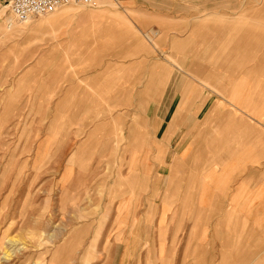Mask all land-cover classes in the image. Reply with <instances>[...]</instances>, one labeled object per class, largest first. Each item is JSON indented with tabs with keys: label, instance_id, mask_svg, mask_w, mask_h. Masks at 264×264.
<instances>
[{
	"label": "crops",
	"instance_id": "1",
	"mask_svg": "<svg viewBox=\"0 0 264 264\" xmlns=\"http://www.w3.org/2000/svg\"><path fill=\"white\" fill-rule=\"evenodd\" d=\"M102 1L89 5L91 15H42L17 33L23 54L32 57L26 63L44 65L43 77L58 83L48 92L56 97L49 106L56 115L42 118L75 121L67 134L72 137L105 136L114 120L149 121L152 151L181 153L163 181L170 198L216 199L219 215L259 222L254 239L264 242V1L118 0L123 6L112 16L103 15L111 0ZM162 19L184 24L163 30L154 25V39L168 40L163 46L139 25ZM176 55H184L183 65ZM84 145L79 140L64 150ZM209 152L216 153L215 167ZM155 163L153 182L161 189L166 183ZM143 167L137 166L139 183ZM257 253L249 263H264V249Z\"/></svg>",
	"mask_w": 264,
	"mask_h": 264
},
{
	"label": "rangeland",
	"instance_id": "2",
	"mask_svg": "<svg viewBox=\"0 0 264 264\" xmlns=\"http://www.w3.org/2000/svg\"><path fill=\"white\" fill-rule=\"evenodd\" d=\"M9 1L0 0V264H264L249 263L264 249L255 247L264 243L254 239L259 222L219 215L216 199L170 198L163 181L179 152L152 151L149 121L114 120L105 136L72 137L67 134L75 121L42 118L56 115L49 109L56 97L48 92L58 83L43 77L44 65L26 63L32 57L23 54L17 33L29 21L15 20ZM121 5L111 0L103 15L112 16ZM93 9L71 1L48 15L84 16ZM139 25L163 46L168 40L154 39V25L163 30L184 24L162 19ZM120 26L128 31L125 21ZM143 41L151 63V43L146 36ZM176 58L183 65L184 55ZM79 140L85 145L78 151L64 150ZM215 157L209 152L210 167ZM154 163L166 183L161 189L153 182Z\"/></svg>",
	"mask_w": 264,
	"mask_h": 264
},
{
	"label": "built area",
	"instance_id": "3",
	"mask_svg": "<svg viewBox=\"0 0 264 264\" xmlns=\"http://www.w3.org/2000/svg\"><path fill=\"white\" fill-rule=\"evenodd\" d=\"M71 1L93 5L97 0H10L9 6L15 20L27 22L33 17L53 13ZM9 28H12V25Z\"/></svg>",
	"mask_w": 264,
	"mask_h": 264
},
{
	"label": "bare ground",
	"instance_id": "4",
	"mask_svg": "<svg viewBox=\"0 0 264 264\" xmlns=\"http://www.w3.org/2000/svg\"><path fill=\"white\" fill-rule=\"evenodd\" d=\"M102 2H103V1H102ZM6 8H7V7L5 6V9H6ZM3 11H4V10H3ZM9 17H10V16H9ZM11 19H12V18H11ZM7 20H8V19H7ZM8 22H9V26L13 24V23L11 22V20H9Z\"/></svg>",
	"mask_w": 264,
	"mask_h": 264
}]
</instances>
